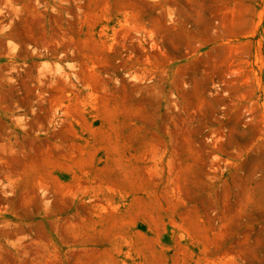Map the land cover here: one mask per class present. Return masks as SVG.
<instances>
[{"label":"rangeland","instance_id":"obj_1","mask_svg":"<svg viewBox=\"0 0 264 264\" xmlns=\"http://www.w3.org/2000/svg\"><path fill=\"white\" fill-rule=\"evenodd\" d=\"M0 264H264V0H0Z\"/></svg>","mask_w":264,"mask_h":264}]
</instances>
